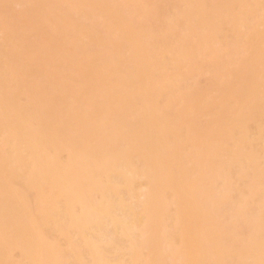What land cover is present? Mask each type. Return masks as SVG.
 I'll return each mask as SVG.
<instances>
[{"label": "bare ground", "instance_id": "6f19581e", "mask_svg": "<svg viewBox=\"0 0 264 264\" xmlns=\"http://www.w3.org/2000/svg\"><path fill=\"white\" fill-rule=\"evenodd\" d=\"M0 264H264V0H0Z\"/></svg>", "mask_w": 264, "mask_h": 264}]
</instances>
